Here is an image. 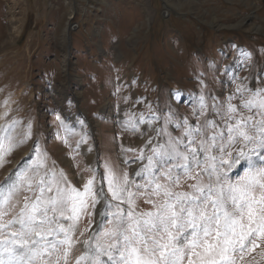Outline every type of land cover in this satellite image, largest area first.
<instances>
[{"label":"rangeland","instance_id":"rangeland-1","mask_svg":"<svg viewBox=\"0 0 264 264\" xmlns=\"http://www.w3.org/2000/svg\"><path fill=\"white\" fill-rule=\"evenodd\" d=\"M0 26V191L19 173L39 180L53 171L82 189L90 170L99 176L106 165L143 184L134 175L147 164L136 159L140 149L147 157L180 137L185 120L210 133L205 116L221 125L229 103L239 108L264 89V0H0ZM248 168L242 161L227 175L235 181ZM181 183L173 190L187 191L184 177ZM26 196L33 192L14 194L5 222ZM146 198L137 199L136 212L153 210ZM110 218L81 217L69 264L83 255L84 240L107 247ZM254 239L235 253L237 264H264V238Z\"/></svg>","mask_w":264,"mask_h":264},{"label":"snow or ice","instance_id":"snow-or-ice-1","mask_svg":"<svg viewBox=\"0 0 264 264\" xmlns=\"http://www.w3.org/2000/svg\"><path fill=\"white\" fill-rule=\"evenodd\" d=\"M201 102L203 108V97ZM220 118L222 124L217 125L205 116L210 133L185 120L180 137L169 136L147 157L146 149H140L136 159H147V164L134 175L143 184L135 183L128 172L115 175L107 165L99 176L90 170L82 189L63 173L58 177L53 171L39 180L19 173L16 184L0 191V264H69L79 243L73 233L81 217L92 222L93 211L111 217V226L103 232L108 244L84 240L76 264H237L236 252L243 254L255 237L264 238V164L255 167L251 159L256 154L264 161V89L250 93L239 108L229 103ZM144 122L141 117L139 123ZM4 154L0 137V159ZM246 160L248 170L230 180L227 172ZM182 177L188 190H173L184 186ZM21 189L33 196H26L18 214L5 222ZM145 196L144 203L153 210L136 212L137 199Z\"/></svg>","mask_w":264,"mask_h":264},{"label":"bare ground","instance_id":"bare-ground-1","mask_svg":"<svg viewBox=\"0 0 264 264\" xmlns=\"http://www.w3.org/2000/svg\"><path fill=\"white\" fill-rule=\"evenodd\" d=\"M208 8H210V7H208ZM216 9H217V10H219V9H220V7H216V8L214 7V10H216ZM147 10H149V11H152V10H153V8H152V10H151V9H149V8H147ZM216 12H217V11H216ZM70 17H71V16H70ZM1 34H2V30H1V26H0V35H1ZM0 37H1V36H0ZM177 37H178V36H177ZM178 38H179V37H178ZM171 41H172V40H171ZM184 46H185V44H184ZM169 47H170V46H169ZM162 49H163V48H162ZM159 51H160V50H159ZM167 51H169V52H170V50H168V49H167ZM163 52H164V50H163ZM164 53H165V52H164ZM166 54H167V53H166ZM173 54H174V53H173ZM176 54H178V56H177V57H180V56H179V55H180V52H178V53H176ZM177 57H176V58H177ZM186 58H187V57H186ZM186 58H185V59H186ZM165 63H167V62H165ZM120 64H121V63H120ZM164 65H165V64H164ZM166 66L168 67V65H166ZM202 76H203V75H202ZM257 84H258V83H257ZM215 121H216V120H215Z\"/></svg>","mask_w":264,"mask_h":264}]
</instances>
